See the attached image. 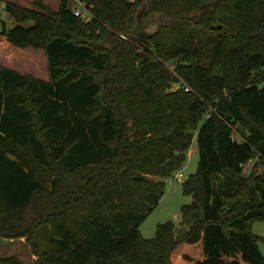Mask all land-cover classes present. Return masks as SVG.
<instances>
[{"label":"trees","instance_id":"trees-1","mask_svg":"<svg viewBox=\"0 0 264 264\" xmlns=\"http://www.w3.org/2000/svg\"><path fill=\"white\" fill-rule=\"evenodd\" d=\"M79 2L91 22L72 0L4 6L0 34L44 51L49 80L0 64V239L34 264H264V0ZM195 138L181 228L145 239Z\"/></svg>","mask_w":264,"mask_h":264},{"label":"rangeland","instance_id":"rangeland-1","mask_svg":"<svg viewBox=\"0 0 264 264\" xmlns=\"http://www.w3.org/2000/svg\"><path fill=\"white\" fill-rule=\"evenodd\" d=\"M45 5H48L53 10H59L61 0H42ZM7 2L14 3L23 7L32 8L34 0H0V5L3 7L0 10V21L5 20L8 26L15 24L14 20L5 12L4 6ZM74 10L79 7L78 0H72L71 4ZM140 22H143V14L140 16ZM1 23V22H0ZM33 22L25 23V26H31ZM1 30V27H0ZM144 33H149L150 30L143 29ZM144 33H142L143 36ZM127 39V38H126ZM5 37L0 34V64L15 69L16 71L38 77L43 80H49V69L46 53L42 50L38 54L32 53L34 49H22L12 46ZM145 53L144 49L139 50L140 53ZM146 55V54H145ZM141 56V55H140ZM142 57V56H141ZM142 59H146L142 57ZM175 84L173 88H176ZM235 141H241L242 138L239 132L234 130ZM199 152L198 143L195 138L188 154L186 163L178 169L172 177L166 179V192L160 200V203L147 216L146 220L140 226V233L145 239L156 237L158 226L167 222H173L177 228H181L182 223V206L190 204L193 198L186 195L183 191L182 183L173 179L174 175L182 172L186 178L190 177L198 170ZM254 163L246 166V171H250ZM253 233L258 237V247L264 256V220L254 221L251 225ZM26 238L0 239V257L2 256H17L26 264H34L38 257L32 252Z\"/></svg>","mask_w":264,"mask_h":264},{"label":"built area","instance_id":"built-area-1","mask_svg":"<svg viewBox=\"0 0 264 264\" xmlns=\"http://www.w3.org/2000/svg\"><path fill=\"white\" fill-rule=\"evenodd\" d=\"M2 7L3 6L0 5V10ZM75 14H76V16H81L82 19L84 20V22H86V23L91 22V20L93 19V15L90 13V11L84 6V4H82L80 2H79V7L75 9ZM124 38H126V37H124ZM180 81H181V83L185 84V90L186 91L191 90L190 87L182 79H180ZM173 179L177 182H180V183H184L187 180V178L184 176V174L182 172H179L176 175H174Z\"/></svg>","mask_w":264,"mask_h":264},{"label":"water","instance_id":"water-1","mask_svg":"<svg viewBox=\"0 0 264 264\" xmlns=\"http://www.w3.org/2000/svg\"><path fill=\"white\" fill-rule=\"evenodd\" d=\"M140 55H141L142 57H145V56H146L145 53H143V52H141ZM136 178H137V179H146L147 177H146V176H143V175L140 174V173H138V174L136 175Z\"/></svg>","mask_w":264,"mask_h":264},{"label":"crops","instance_id":"crops-1","mask_svg":"<svg viewBox=\"0 0 264 264\" xmlns=\"http://www.w3.org/2000/svg\"><path fill=\"white\" fill-rule=\"evenodd\" d=\"M8 44H9V43H8ZM32 53H34V54L36 55V54H38V51L33 50ZM11 69H12V68H11ZM13 70H15V69H13ZM36 78H38V77H36ZM39 79H40V78H39Z\"/></svg>","mask_w":264,"mask_h":264}]
</instances>
